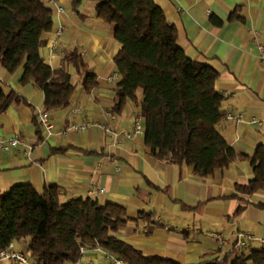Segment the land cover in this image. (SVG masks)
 <instances>
[{
  "label": "crops",
  "instance_id": "0c3cea01",
  "mask_svg": "<svg viewBox=\"0 0 264 264\" xmlns=\"http://www.w3.org/2000/svg\"><path fill=\"white\" fill-rule=\"evenodd\" d=\"M71 1L58 0L64 12L50 4L54 27L43 34L40 55L56 68L64 65L67 52L76 49L97 84L85 91L74 66L65 63L76 84L75 92L67 105L46 109L43 91L33 80L19 83L22 68L10 73L0 64V90H15L26 100L13 102L0 113V134L22 135L32 145L30 150L23 145L0 150V194L16 183H30L39 192L55 184L62 202L90 196L99 205L119 203L126 208L128 219L116 231L118 238L146 254L174 257L184 264L217 262L231 249L238 230L264 236V208L256 205L264 203V190L242 195L244 201L231 196L236 193V183L253 177L248 160L237 158L200 176L191 165L157 159L143 135L126 137L138 111L131 101L121 112L112 111L119 76L114 81L107 76L116 72L113 56L120 47L113 25L98 18L95 5L88 0H82L77 11L71 10ZM154 1L176 27L186 55L218 71L216 89L227 92L223 109L262 120L255 125L223 117L217 125L237 153L252 154L257 145L264 144V0ZM236 6L242 19H229ZM212 15L222 22H212ZM60 23L65 30L52 48L50 42ZM44 109L54 124L50 134L39 121ZM83 121L93 124L84 131L69 129L70 124ZM239 205L243 209L236 213ZM141 211L150 213L152 221L130 219ZM209 231L222 233L228 242L220 246ZM23 240L13 243L26 251L27 241ZM112 256L107 249L94 246L75 264H116ZM0 264L11 263L1 260Z\"/></svg>",
  "mask_w": 264,
  "mask_h": 264
},
{
  "label": "trees",
  "instance_id": "16d2710c",
  "mask_svg": "<svg viewBox=\"0 0 264 264\" xmlns=\"http://www.w3.org/2000/svg\"><path fill=\"white\" fill-rule=\"evenodd\" d=\"M98 18L113 25L120 44L113 56L119 80L112 111L121 112L128 101L136 105L143 122V140L159 160L191 165L206 176L237 158L246 159L253 177L235 184L231 196L264 190V144L252 154L237 153L217 125L226 111L224 95L216 89L218 71L186 55L178 43L176 27L169 23L154 0H93ZM82 0H72L77 11ZM239 6L229 19L242 17ZM220 24L221 19L211 16ZM54 27L53 9L45 0H0V64L8 72L22 68L20 84L30 80L43 91L46 109L69 103L76 84L65 68L72 64L89 91L97 84L94 73L76 50L66 53L64 65L53 68L40 55L43 34ZM141 96H138V92ZM26 102L15 90H0V113L13 102ZM264 208V203H256ZM239 205L236 213L241 212ZM126 208L119 203L99 205L90 196L59 199V186L46 185L43 192L30 183L12 185L0 194V250L10 242L28 237L26 252L42 264H75L80 248L103 247L124 264H184L170 256L146 254L116 236L126 223ZM136 221L151 222L144 211ZM151 229L149 228L147 232ZM264 264V246L241 250L235 241L220 260L212 264Z\"/></svg>",
  "mask_w": 264,
  "mask_h": 264
},
{
  "label": "built area",
  "instance_id": "2783aa9c",
  "mask_svg": "<svg viewBox=\"0 0 264 264\" xmlns=\"http://www.w3.org/2000/svg\"><path fill=\"white\" fill-rule=\"evenodd\" d=\"M48 4L56 5V10L58 12H64V7L61 4H58V0H45ZM65 30V25L60 23L55 30V37L51 40V47L54 48L57 45V38H59L63 31ZM119 76L118 72H113L107 76L108 80L114 81ZM223 95H227L226 91L221 92ZM109 116H113L112 111L106 112ZM225 118L229 120H234L237 122L247 121L251 124L260 125L262 124V120L254 115H244L241 112H235L232 110H227ZM39 121L40 124L44 127V130L47 134H50L53 129V122L49 118V114L47 110H41L39 112ZM93 122L91 121H83L80 123H72L69 126V129L77 132L84 131L87 127L91 126ZM103 127H105L103 125ZM143 135V122L142 117L138 113L135 115L133 120V130L132 132H127L126 137H131L132 135ZM19 145H23L26 150H30L32 145L28 144L25 138L22 135L14 134L12 136L6 137L0 134V150L7 151L13 147H17ZM103 189H100L102 191ZM207 234L213 237L220 246H224L228 240L225 235L217 231H209ZM235 245L241 250L248 251L252 247H263L264 246V236H254L248 232L243 230H238L235 233ZM89 247L82 246L80 248L81 254H84ZM5 260L10 262L11 264H42L37 262L32 256H30L26 251H22L14 246L13 242H10L5 248L0 250V261ZM112 260L116 264H124L120 259L112 256Z\"/></svg>",
  "mask_w": 264,
  "mask_h": 264
},
{
  "label": "rangeland",
  "instance_id": "374dc122",
  "mask_svg": "<svg viewBox=\"0 0 264 264\" xmlns=\"http://www.w3.org/2000/svg\"><path fill=\"white\" fill-rule=\"evenodd\" d=\"M88 2H89V4H93V5H95V1H93V0H88ZM96 12V11H95ZM23 239H25V241H28V237H26V238H23ZM23 239H21V240H23ZM24 241V240H23ZM22 245V244H21Z\"/></svg>",
  "mask_w": 264,
  "mask_h": 264
}]
</instances>
